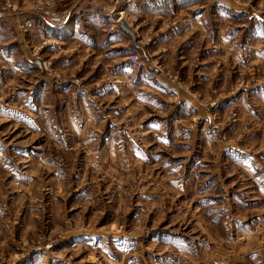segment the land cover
I'll return each instance as SVG.
<instances>
[{
    "label": "rangeland",
    "instance_id": "1",
    "mask_svg": "<svg viewBox=\"0 0 264 264\" xmlns=\"http://www.w3.org/2000/svg\"><path fill=\"white\" fill-rule=\"evenodd\" d=\"M0 264H264V0H0Z\"/></svg>",
    "mask_w": 264,
    "mask_h": 264
},
{
    "label": "built area",
    "instance_id": "2",
    "mask_svg": "<svg viewBox=\"0 0 264 264\" xmlns=\"http://www.w3.org/2000/svg\"><path fill=\"white\" fill-rule=\"evenodd\" d=\"M126 3L131 4L134 0H124ZM123 12V11H122ZM134 57V58H133ZM131 61H136V56H130Z\"/></svg>",
    "mask_w": 264,
    "mask_h": 264
},
{
    "label": "water",
    "instance_id": "3",
    "mask_svg": "<svg viewBox=\"0 0 264 264\" xmlns=\"http://www.w3.org/2000/svg\"><path fill=\"white\" fill-rule=\"evenodd\" d=\"M121 27L126 30L127 32H130V30L128 28H126L125 24L123 22H121Z\"/></svg>",
    "mask_w": 264,
    "mask_h": 264
}]
</instances>
